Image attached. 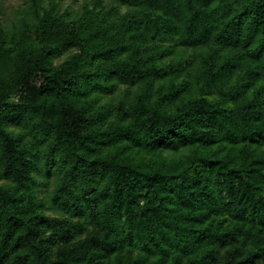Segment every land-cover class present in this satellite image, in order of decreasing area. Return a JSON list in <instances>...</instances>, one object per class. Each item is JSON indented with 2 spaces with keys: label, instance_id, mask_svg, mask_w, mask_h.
<instances>
[{
  "label": "trees",
  "instance_id": "1",
  "mask_svg": "<svg viewBox=\"0 0 264 264\" xmlns=\"http://www.w3.org/2000/svg\"><path fill=\"white\" fill-rule=\"evenodd\" d=\"M112 1L0 30V264H264V0Z\"/></svg>",
  "mask_w": 264,
  "mask_h": 264
},
{
  "label": "rangeland",
  "instance_id": "2",
  "mask_svg": "<svg viewBox=\"0 0 264 264\" xmlns=\"http://www.w3.org/2000/svg\"><path fill=\"white\" fill-rule=\"evenodd\" d=\"M51 0H44L45 4H48ZM59 7L63 10H68L72 12L73 15H77L81 12L82 7L84 4L92 3L93 0H55ZM107 7H111L112 5H115V3L112 0H104ZM30 0H0V30L3 29L9 33L13 32L14 30H17L21 24L22 17L24 16L25 12L27 11L29 7ZM127 10L126 6H121V11ZM203 51V50H200ZM70 55V53H65L61 57L56 59V62H60L63 59L67 58ZM135 89H132L130 92L128 89L122 85L118 92L112 95H107L104 97L103 101H109L115 103L119 99V97L126 93L133 95ZM55 183L51 184L47 191L42 192L41 195L43 197L49 198V194L51 191V188L53 187ZM46 190V189H45ZM49 212H56L53 210H49ZM59 213V212H56ZM54 214V213H52Z\"/></svg>",
  "mask_w": 264,
  "mask_h": 264
}]
</instances>
